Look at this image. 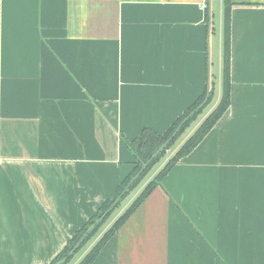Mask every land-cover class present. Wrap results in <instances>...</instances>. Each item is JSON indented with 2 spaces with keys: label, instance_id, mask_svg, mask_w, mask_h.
I'll return each instance as SVG.
<instances>
[{
  "label": "crops",
  "instance_id": "obj_1",
  "mask_svg": "<svg viewBox=\"0 0 264 264\" xmlns=\"http://www.w3.org/2000/svg\"><path fill=\"white\" fill-rule=\"evenodd\" d=\"M231 1L228 107L91 264H264V0ZM217 2L215 29L213 0H0V264L49 263L114 195L120 134L216 106Z\"/></svg>",
  "mask_w": 264,
  "mask_h": 264
},
{
  "label": "trees",
  "instance_id": "obj_2",
  "mask_svg": "<svg viewBox=\"0 0 264 264\" xmlns=\"http://www.w3.org/2000/svg\"><path fill=\"white\" fill-rule=\"evenodd\" d=\"M224 4V75L223 89L219 102L195 127V130L180 145L173 155L159 169L155 176L149 180L139 194L133 199L111 223L109 228L98 238L95 244L87 251L77 264H91L108 240L116 234L126 220L138 209L149 194L157 187L162 186V180L172 167L186 156L204 136L211 130L229 105V25L231 0H223ZM212 99V90L204 91L183 113H181L170 126L162 133L150 127H143L136 137L127 139L120 134L124 145L133 156L132 169L117 184L114 195L106 198L92 216L76 230L75 234L67 240L59 253L47 264H66L76 251L87 244L95 236L111 214L121 206L123 200L134 190L142 179L165 157L166 152L175 146L176 141L191 123L203 112L204 107Z\"/></svg>",
  "mask_w": 264,
  "mask_h": 264
},
{
  "label": "rangeland",
  "instance_id": "obj_3",
  "mask_svg": "<svg viewBox=\"0 0 264 264\" xmlns=\"http://www.w3.org/2000/svg\"><path fill=\"white\" fill-rule=\"evenodd\" d=\"M218 0H213V7H214V27L217 29L218 27V13L215 9H218L217 2ZM215 99V98H214ZM210 107V106H209ZM208 107V109H209ZM205 109L204 113L202 112L200 115H198L197 119L194 120L191 125L185 129V131L181 134V136L178 138V140L175 143V146L168 150L166 152L165 157L161 160L160 163H158L141 181V183L132 190L129 195L123 200L121 206L117 208L109 217L111 219L110 222H106L102 229L98 232L97 236H95L92 240H90L87 244L80 247L76 253L73 255V257L66 263V264H75L76 262H79L81 258L89 251V249L95 244V242L98 240V238L105 232L107 228L111 225V222L120 214L121 211H123L127 206L131 204L133 199L139 194V192L142 190L144 185L151 180L155 174L159 171V169L165 164V162L173 155V153L180 147V145L188 138V136L195 130V127L202 121L204 114H206L207 110ZM112 198V197H111ZM108 219V220H109ZM107 220V221H108Z\"/></svg>",
  "mask_w": 264,
  "mask_h": 264
}]
</instances>
